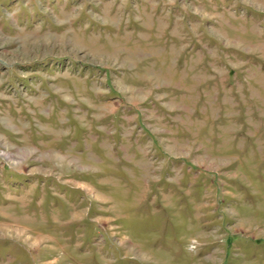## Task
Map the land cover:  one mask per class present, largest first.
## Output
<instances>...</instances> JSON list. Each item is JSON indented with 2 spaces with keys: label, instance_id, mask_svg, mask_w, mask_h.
Here are the masks:
<instances>
[{
  "label": "rangeland",
  "instance_id": "1",
  "mask_svg": "<svg viewBox=\"0 0 264 264\" xmlns=\"http://www.w3.org/2000/svg\"><path fill=\"white\" fill-rule=\"evenodd\" d=\"M0 264H264V0H0Z\"/></svg>",
  "mask_w": 264,
  "mask_h": 264
},
{
  "label": "bare ground",
  "instance_id": "2",
  "mask_svg": "<svg viewBox=\"0 0 264 264\" xmlns=\"http://www.w3.org/2000/svg\"><path fill=\"white\" fill-rule=\"evenodd\" d=\"M50 37V36H49ZM10 42V41H9ZM31 42V41H30ZM34 42V41H33ZM34 44V43H33ZM35 46V45H34Z\"/></svg>",
  "mask_w": 264,
  "mask_h": 264
}]
</instances>
